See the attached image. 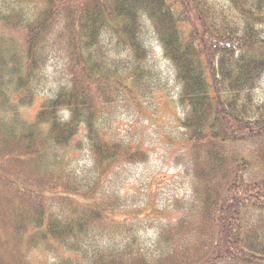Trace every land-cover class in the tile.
Masks as SVG:
<instances>
[{
  "label": "trees",
  "instance_id": "1",
  "mask_svg": "<svg viewBox=\"0 0 264 264\" xmlns=\"http://www.w3.org/2000/svg\"><path fill=\"white\" fill-rule=\"evenodd\" d=\"M150 36L178 172L131 193ZM263 83L264 0H0V264H264Z\"/></svg>",
  "mask_w": 264,
  "mask_h": 264
},
{
  "label": "rangeland",
  "instance_id": "2",
  "mask_svg": "<svg viewBox=\"0 0 264 264\" xmlns=\"http://www.w3.org/2000/svg\"><path fill=\"white\" fill-rule=\"evenodd\" d=\"M156 41L150 36V46L153 52V63L158 67L160 72V81L156 84L159 87L158 98H155L151 106L146 109L145 114L140 118L143 121H139L136 130L140 127L141 133L138 132V137L148 144L149 150V160L147 163H140L138 165L132 166L123 163L120 165L122 173L124 171L130 172L128 176L130 180L125 186L126 191L132 193L133 188L136 187L139 182H143L146 179L144 177L150 175V190L158 189L162 184H164L165 179H172L178 172L175 164L172 160H167L166 150H165V136L171 134L173 131L178 130L176 125L177 115L181 111L177 101V91L178 88L174 80V71L169 62L161 55V49L156 45ZM52 64H49L48 72L52 70ZM264 85V83H263ZM264 88V86H263ZM158 90V91H159ZM36 106L30 108L25 114L31 116L34 112ZM127 113V112H124ZM132 116L129 117L121 116V118L114 123H118V128L120 130H128L130 125H132ZM171 131V132H169ZM166 133V134H165ZM84 158V155L82 156ZM146 182V181H145ZM146 187L148 188L147 182ZM142 188L143 185H142ZM161 188V187H160ZM149 191V190H148Z\"/></svg>",
  "mask_w": 264,
  "mask_h": 264
}]
</instances>
